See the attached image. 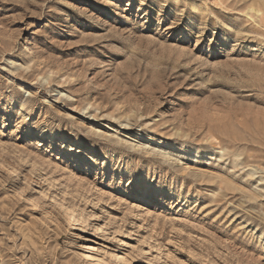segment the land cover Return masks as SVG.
I'll use <instances>...</instances> for the list:
<instances>
[{"label": "rangeland", "instance_id": "obj_1", "mask_svg": "<svg viewBox=\"0 0 264 264\" xmlns=\"http://www.w3.org/2000/svg\"><path fill=\"white\" fill-rule=\"evenodd\" d=\"M90 238L264 264V0H0V264Z\"/></svg>", "mask_w": 264, "mask_h": 264}, {"label": "bare ground", "instance_id": "obj_2", "mask_svg": "<svg viewBox=\"0 0 264 264\" xmlns=\"http://www.w3.org/2000/svg\"><path fill=\"white\" fill-rule=\"evenodd\" d=\"M108 4H111L110 1H108ZM67 212H69V215H71L72 218L73 217L75 218L74 221H78L79 220V218H77V215L75 214V212L72 209H70V210L68 209ZM71 223H72V221H71ZM92 244H95L94 243V239L93 238H90L89 243H83L81 245L82 246L81 249L82 250H87L86 257L88 259H90L91 261H93L94 264H98L97 263V260H101L102 261L103 259L102 258L101 259H96L95 255H94V252H93L94 246ZM120 260H121V262L123 264H129V261H127L125 257H121Z\"/></svg>", "mask_w": 264, "mask_h": 264}]
</instances>
